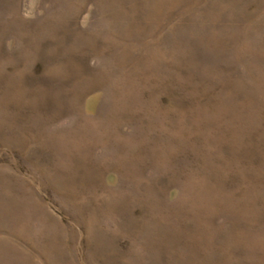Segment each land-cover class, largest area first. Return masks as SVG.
I'll list each match as a JSON object with an SVG mask.
<instances>
[{"label":"rangeland","instance_id":"1","mask_svg":"<svg viewBox=\"0 0 264 264\" xmlns=\"http://www.w3.org/2000/svg\"><path fill=\"white\" fill-rule=\"evenodd\" d=\"M0 264H264V0H0Z\"/></svg>","mask_w":264,"mask_h":264}]
</instances>
